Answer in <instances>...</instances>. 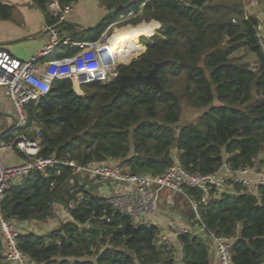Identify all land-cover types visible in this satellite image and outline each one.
<instances>
[{"label":"trees","instance_id":"16d2710c","mask_svg":"<svg viewBox=\"0 0 264 264\" xmlns=\"http://www.w3.org/2000/svg\"><path fill=\"white\" fill-rule=\"evenodd\" d=\"M31 1L44 10V0ZM130 1L113 0L107 7ZM144 1H131L86 37L62 26L74 40H95L117 14L138 12ZM10 10L0 2V19L8 18ZM142 20L167 25L152 35L157 26L121 38L115 48L120 61L139 56L119 64L117 72L147 73L154 62L167 60L158 70L164 90L135 85L113 99L118 89L114 80L88 84L83 95L69 80H55L46 95L26 105V137L38 139L39 156L79 165L119 164L131 174L157 175L173 163L175 150L189 172L214 173L223 164L231 170L264 169V51L257 37L259 21L246 14L243 0H148L129 22ZM127 27L131 25L122 28ZM139 35L143 45L137 42ZM75 51L64 46L55 54ZM183 106L198 110L194 122L179 125ZM229 187L209 191L210 203L198 207L200 219L217 234L234 237L232 264H264V188ZM77 189L84 192L81 200L75 197ZM185 191L200 193L189 187ZM72 202L75 206L69 208ZM60 209L69 220L41 234L18 235L16 244L27 264H211L204 240L179 234L178 252L156 226L135 225L66 165L30 171L11 184L0 213L7 220L43 224ZM181 212L194 226L188 204ZM3 245L0 234V264H14L3 258Z\"/></svg>","mask_w":264,"mask_h":264},{"label":"built area","instance_id":"2783aa9c","mask_svg":"<svg viewBox=\"0 0 264 264\" xmlns=\"http://www.w3.org/2000/svg\"><path fill=\"white\" fill-rule=\"evenodd\" d=\"M146 1L148 0L140 5L138 12L130 9L121 14L120 19L109 24L97 39L84 41L74 40L59 29L72 11V0H44V30L49 35L46 46L28 60H21L0 49V90L9 104L7 110L13 115L10 127L0 133V207L11 180L33 170L45 171L55 165H66L73 169L75 175L106 183L107 185H102L101 190L107 202L116 212L131 217L135 225L151 226L146 219L159 210L163 199L172 204L175 196L181 195L191 208L196 223L194 226L190 223L173 226L174 235L177 237L179 234L189 233L199 237L207 243L209 249H214L220 264H232L234 237L219 235L209 229L200 219L198 207L210 203L211 189L218 192L229 190L230 184L234 183L242 185L249 192L264 188V169L255 167L231 170L228 165L223 164L214 173L201 174L184 169L175 156L173 163L160 174H131L119 164L89 161L79 165L74 161L41 157L38 153V139L26 137L29 130L26 105L35 103L46 95L55 80H69L73 89L83 95L81 85L105 84L116 75L119 64H127L116 58L112 43L113 34L117 25L136 16ZM129 25L133 24L126 23L121 27ZM262 29L263 25L258 22L257 37L264 51ZM140 36L142 35L138 37ZM64 46H74L76 51L68 56H56V49ZM7 150L19 151L23 157L22 163L6 165L3 152ZM186 187L196 189L200 193L190 195L186 193ZM75 197L77 200L83 199L84 192L77 189ZM74 206V202L69 204V208ZM22 227L25 228L24 223L17 226L12 219L7 220L0 213V234L4 241L1 254L6 261L14 264H27L26 256L16 244Z\"/></svg>","mask_w":264,"mask_h":264},{"label":"crops","instance_id":"0c3cea01","mask_svg":"<svg viewBox=\"0 0 264 264\" xmlns=\"http://www.w3.org/2000/svg\"><path fill=\"white\" fill-rule=\"evenodd\" d=\"M0 2L9 5L11 8L9 17L0 19V49L8 51L21 60H28L30 57L38 54L48 43L49 35L44 30V11L31 0H0ZM112 2L113 0H72L73 8L67 15L65 24L71 26L73 32H82L84 33V37H86L95 32L103 19L109 15H114L116 13L115 10L123 6L107 7ZM243 3L246 14L255 16L263 25L262 35L264 40V1L243 0ZM59 29L63 34L71 37L70 33L62 25ZM7 109H9V104L3 98L0 90V133L10 127L13 119L12 112ZM3 160L9 166L19 165L22 163L23 157L16 150H7L3 152ZM56 215L55 218L43 224H34L33 222L18 221L16 219L12 220L17 226L22 223L25 224V228L23 226L20 233L33 232L41 234L69 220V214L66 210L60 209L56 212ZM146 220L149 225L156 226L160 230L162 239L173 244L178 252H180V246H178L177 237L172 232V227L175 225L183 226L189 223L181 214L160 210L148 216ZM209 257L211 264H220L218 255L214 249H209Z\"/></svg>","mask_w":264,"mask_h":264},{"label":"rangeland","instance_id":"374dc122","mask_svg":"<svg viewBox=\"0 0 264 264\" xmlns=\"http://www.w3.org/2000/svg\"><path fill=\"white\" fill-rule=\"evenodd\" d=\"M127 13V12H126ZM120 19V15L119 14H117L115 17H114V19H113V23L114 22H116V21H118ZM149 22V21H146V20H142V21H140V22H138V23H141V22ZM129 22V20H127L126 22H124V23H121V24H118L117 25V28H116V30L115 31H117V30H119V29H121L122 27H121V25H124V24H126V23H128ZM138 23H136V24H138ZM133 25H135V24H133ZM159 28H155L154 29V31L153 32H156L157 30H158ZM144 36H146V37H148L149 35H144ZM264 41V40H263ZM137 42L139 43V44H141V45H143L142 43H141V39H140V37H138L137 36ZM144 51H145V46H144ZM143 51V52H144ZM116 53V52H115ZM117 55V54H116ZM138 57V56H137ZM137 57H135V58H137ZM135 58H132V59H135ZM245 58H247V60H249V62L251 63V61L250 60H252V57H251V54H247V55H245ZM131 59V60H132ZM130 60V61H131ZM87 87H88V85H81V89L83 90V91H85L86 89H87ZM198 114H199V112H198V110H196V109H194V110H191V109H189L187 106H183V113H182V117H181V119H180V122H179V125H182V124H187V123H191V122H194L195 121V119H196V117L198 116ZM31 131V130H30ZM30 133H32V132H30ZM172 154H173V159H175L176 157V151L174 150L173 152H172ZM23 176H21V177H17V178H15L14 180H11V182H10V184H15V183H17L19 180H21V178H22ZM78 178H79V180H81L82 182H84L88 187H93L94 189H95V193L96 194H98V195H103V190H101V188H103V186L102 185H107L106 183H102V182H99V181H96V180H94V179H89L87 176H84V177H81V176H78ZM174 201H173V203L171 204V203H168L167 201H165L164 199H163V201L161 202V204H160V208H159V210L158 211H160V210H162V211H173V212H178V214H181L182 212L181 211H183L184 210V208H185V206L188 204H186L184 201H186V200H184L183 199V197L181 196V195H179V196H175V198L173 199ZM187 202V201H186ZM176 203H178V208H177V204ZM179 205L180 206H182V210L181 211H179ZM188 207V206H187Z\"/></svg>","mask_w":264,"mask_h":264},{"label":"water","instance_id":"95a60500","mask_svg":"<svg viewBox=\"0 0 264 264\" xmlns=\"http://www.w3.org/2000/svg\"><path fill=\"white\" fill-rule=\"evenodd\" d=\"M129 5L130 3L123 5L122 7L117 8L115 12H119L127 8ZM152 21L157 24V28L167 25V23H160L156 20H150L149 22H152ZM129 62H127V64ZM166 62L167 60L154 62L153 66L147 71V73H142L140 70H137L135 74H121L117 72L116 75L112 79L118 84V89L116 93L114 94L113 99L125 94L128 87L135 86V85H150L154 89H157L158 91L162 92L164 88L158 79V70Z\"/></svg>","mask_w":264,"mask_h":264},{"label":"bare ground","instance_id":"6f19581e","mask_svg":"<svg viewBox=\"0 0 264 264\" xmlns=\"http://www.w3.org/2000/svg\"><path fill=\"white\" fill-rule=\"evenodd\" d=\"M157 26L156 23H142V24H135V25H131V27H127V28H121L117 31H114L113 34V49L115 51L116 45L118 43V41L123 38L124 36H132L135 34H138L140 32H148L151 28ZM117 60H122L120 59L118 56L116 57Z\"/></svg>","mask_w":264,"mask_h":264}]
</instances>
